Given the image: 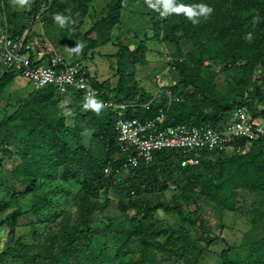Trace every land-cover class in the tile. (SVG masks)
I'll list each match as a JSON object with an SVG mask.
<instances>
[{
  "label": "rangeland",
  "instance_id": "rangeland-1",
  "mask_svg": "<svg viewBox=\"0 0 264 264\" xmlns=\"http://www.w3.org/2000/svg\"><path fill=\"white\" fill-rule=\"evenodd\" d=\"M8 1L0 0V38L28 32L29 41L46 54L58 56L66 64L82 62L91 85L92 78L108 84L109 96L116 93L120 68L124 67L128 73L124 83L133 84L132 76H135L139 80L138 88L151 94L148 102H163L165 96L171 94L172 98L166 97L170 102L192 104L196 113L201 109L205 114L211 112V102L203 101L202 96L196 105L190 101L193 91L182 84L177 68L195 46L185 41L179 45L163 41V33L155 36L150 11L142 13L139 8L121 11L120 23L110 24L109 42L101 44L97 32H93L89 38L97 41V48L83 58L82 48L77 51L75 46L81 44L82 36L97 20L107 15L111 0H93L92 15L84 20L81 35L75 40H68L66 25L51 28L44 24L42 17L47 7L35 18L32 0L30 6L24 8H18L15 0ZM142 40L146 44L144 56L132 69L130 66L136 55L131 53ZM245 63L238 66L243 67ZM204 66L201 76L209 80L210 88L218 97H228L244 76L243 71H222L220 66L210 62ZM7 72L0 62V80ZM251 74L253 80L259 79L248 93L257 103L255 112L264 114V73L257 70ZM256 86H259V96ZM31 87L22 76L0 84V125L38 93ZM70 91H58L53 97L65 125L61 140L70 151L91 148L97 158H105L110 148L96 143L88 134H76L77 115H86L91 109L83 107L81 110L75 94L65 95ZM140 94L132 102L145 103ZM261 98L263 102H259ZM80 102L85 103V96ZM117 106L119 104L107 108L117 112ZM227 114L222 117L223 123L227 121ZM37 140L22 129L3 128L0 132V264H43L44 261L46 264H137L138 260L140 264H239L247 259L253 245L264 242V190L238 189L232 211L210 200L190 203L182 199L173 176L160 166L151 177L149 170L146 174L124 169L113 173L109 166L106 167L104 174L111 176L110 185L94 184L99 189V199L95 201L91 216L92 236L85 242L64 238L60 231L67 226L60 224L70 218L67 230L73 232L80 216L86 176L60 160L48 141L44 139V144L40 145ZM259 147L240 142L230 147L229 153L219 154H223L222 158L237 155L251 160ZM210 158L219 159L216 155ZM173 172L176 175L178 169ZM178 202L182 215L161 207L176 208ZM146 206L149 213H146ZM144 216H150V220L143 222ZM133 217L141 220L140 225L132 223ZM129 222L133 227L125 230ZM151 235H158L154 241L155 254L146 252L145 256L149 257L143 261L139 237Z\"/></svg>",
  "mask_w": 264,
  "mask_h": 264
},
{
  "label": "trees",
  "instance_id": "trees-1",
  "mask_svg": "<svg viewBox=\"0 0 264 264\" xmlns=\"http://www.w3.org/2000/svg\"><path fill=\"white\" fill-rule=\"evenodd\" d=\"M92 2L93 0H32V14H35L36 18L39 12L47 7L42 18L44 24L51 28L58 26L52 18L53 13L69 16L70 22L66 24L68 27L67 36L68 40H75L81 35L80 29L84 20L92 15ZM174 2L189 6L206 3L213 8V11L207 17L197 16L196 19L199 20V23L193 24L184 12H172L166 16H161L158 11L148 6L147 0H111L107 15L97 20L91 30L82 36V57L86 58L90 50L97 48V41L89 38L93 32H97L101 44L109 42L110 24L120 23L121 11L139 8L143 13L148 10L152 15L151 21L157 32H155V36L160 37L163 33V41L175 45L185 41L191 42L195 46V49L189 52L187 59L179 63L177 68L182 77V84L185 87H190L193 91L189 97L190 101L196 105L200 99L199 96H202L203 101L211 102V112L205 114L201 109L196 113L192 109V104L189 106L170 102L166 99L169 97L168 95L165 96L163 102L152 103L150 110L145 109L143 106L149 103L148 99H150L151 94L142 88H138L139 80L135 76H132L134 83L126 85L124 79H127L128 73L124 67L120 68L121 78L113 96L107 94L108 84L99 83L92 78V84L99 92L97 99L102 100L104 104L112 102V104L119 105H136L135 108L126 111V117L130 118L151 119L163 110L167 114L165 126L186 124L219 129L223 127L222 117L224 114L245 106L255 116L264 115L255 112L257 103L253 102L250 97L251 94L248 93L259 79L253 80L251 73L257 70L264 73V0H174ZM22 33L19 32L17 36ZM248 33L252 34L250 40L245 39ZM14 36L11 37L14 38ZM29 40H31L30 36H28ZM138 45L137 50L131 53L136 55V59L130 66L132 69L137 63H140L144 56L145 40L140 41ZM206 62L220 66L222 71L232 69L243 71V78L232 88L228 97L216 96L209 86V80L202 78L201 72L205 68ZM242 62H246L245 66L239 67L238 64ZM16 76L22 75L18 71L10 70L4 74L0 84ZM30 86L38 93L21 104L14 114L3 119L0 132L3 128L22 129L32 139L37 137L40 145L44 144L43 140L45 139L51 145V150L58 154L60 160L85 174L86 184L82 191L80 216L72 228L73 232L67 230L71 219H65L60 225L65 224L67 227L60 231V234L64 238L71 239V241H88L93 233L91 216L94 212V204L99 199V189L94 184L100 183L103 187L110 185L108 182H111V176L107 177L104 174V170L108 166L113 173L123 170L121 168L122 158L117 154L116 122L118 112H113L103 106L99 113L91 109L86 115L78 114L76 117L75 131L77 135L88 134L96 143L103 144L107 149L110 148L105 158H97L91 148L70 151L69 146L60 138V134L65 132V125L62 112L53 100L55 94H59V92L53 86L41 89H34L31 83ZM258 87L256 86L255 89L259 96ZM140 92L145 103L136 104L132 102L133 98ZM70 94L77 96L76 101H81V98L84 97L82 91H70L69 94L65 95ZM80 101L82 110L84 103ZM260 101L263 102V98ZM254 145L261 147L256 149L251 160H246L237 155L222 158L223 154H209L204 151L201 152L197 165L183 167L181 162L185 156L181 151L164 150L155 154L154 162L150 165H140L129 171H133V173L140 171L146 174L149 170L151 177L160 166L169 176H173L175 184L181 190L182 199L185 201L198 204L201 200H210L221 205L224 209L232 211L235 205V192L238 189L264 190V147L259 142L254 143ZM214 155L218 156L219 159L211 160L210 157ZM175 168L178 169L176 175L173 172ZM161 207L165 211H173L182 215L179 202L176 204V208H171L169 205ZM149 212L150 210L146 206V213ZM146 220L149 221L150 216L142 218L143 222ZM131 221L140 225L141 220L133 217ZM132 227L133 224L129 222L125 226V230L132 229ZM140 228L139 226L137 230ZM134 234L136 235L135 230ZM158 235L139 237V243L143 247L141 252L143 261L149 257L145 256L146 252L148 255L154 256V241ZM153 256L152 261H154ZM140 263L141 260H138L137 264ZM43 264H46V261ZM239 264H264V242L253 245L247 259Z\"/></svg>",
  "mask_w": 264,
  "mask_h": 264
},
{
  "label": "built area",
  "instance_id": "built-area-1",
  "mask_svg": "<svg viewBox=\"0 0 264 264\" xmlns=\"http://www.w3.org/2000/svg\"><path fill=\"white\" fill-rule=\"evenodd\" d=\"M27 33L0 38V62L7 71H18L35 89L53 86L62 93L75 90L82 91L85 97L97 98L99 92L91 85L81 63L66 64L58 56L46 54L28 41ZM169 97L172 98L171 94ZM152 103L143 107L150 110ZM104 106L113 107L114 104L105 103ZM135 106H117V154L122 158L124 170L150 165L155 154L164 150L181 151L185 156L181 162L184 167L197 165L201 152L226 153L242 141L259 142L264 147V117L253 115L245 107L228 113V122L218 129L186 124L165 126L167 114L163 110L151 119L126 117V111Z\"/></svg>",
  "mask_w": 264,
  "mask_h": 264
},
{
  "label": "clouds",
  "instance_id": "clouds-1",
  "mask_svg": "<svg viewBox=\"0 0 264 264\" xmlns=\"http://www.w3.org/2000/svg\"><path fill=\"white\" fill-rule=\"evenodd\" d=\"M15 3L18 8L30 6V0H15ZM147 3L150 8L158 11L161 16H166L172 12H184L193 24L199 23V20L196 19L197 16L207 17L213 11V8L206 3H200L195 6L175 3L174 0H155V2H153V0H147ZM52 18L61 27L65 26L67 23L70 22V17L62 13H53ZM251 38V33H248L245 36V39L250 40ZM82 47L83 44L76 45L75 50L79 51V49ZM103 106L104 103L102 100H99L93 96L85 97V103L83 105L85 109H92L93 111L99 113Z\"/></svg>",
  "mask_w": 264,
  "mask_h": 264
}]
</instances>
